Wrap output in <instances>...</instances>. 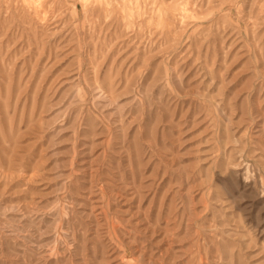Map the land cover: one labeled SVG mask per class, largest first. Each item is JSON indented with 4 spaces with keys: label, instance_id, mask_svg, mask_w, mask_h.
Masks as SVG:
<instances>
[{
    "label": "rangeland",
    "instance_id": "1",
    "mask_svg": "<svg viewBox=\"0 0 264 264\" xmlns=\"http://www.w3.org/2000/svg\"><path fill=\"white\" fill-rule=\"evenodd\" d=\"M0 264H264V0H0Z\"/></svg>",
    "mask_w": 264,
    "mask_h": 264
}]
</instances>
